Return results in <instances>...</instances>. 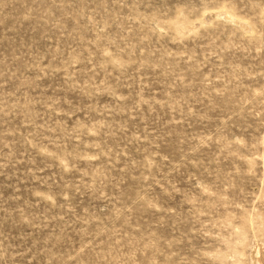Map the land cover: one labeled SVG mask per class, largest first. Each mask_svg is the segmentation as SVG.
Segmentation results:
<instances>
[{"label":"rangeland","instance_id":"374dc122","mask_svg":"<svg viewBox=\"0 0 264 264\" xmlns=\"http://www.w3.org/2000/svg\"><path fill=\"white\" fill-rule=\"evenodd\" d=\"M0 264H264V0H0Z\"/></svg>","mask_w":264,"mask_h":264},{"label":"bare ground","instance_id":"6f19581e","mask_svg":"<svg viewBox=\"0 0 264 264\" xmlns=\"http://www.w3.org/2000/svg\"><path fill=\"white\" fill-rule=\"evenodd\" d=\"M229 18L233 19L232 17H229ZM258 253H259V252H258Z\"/></svg>","mask_w":264,"mask_h":264}]
</instances>
